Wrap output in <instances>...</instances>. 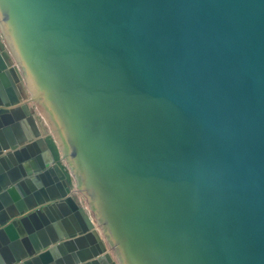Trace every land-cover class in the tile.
Listing matches in <instances>:
<instances>
[{"label":"water","instance_id":"water-1","mask_svg":"<svg viewBox=\"0 0 264 264\" xmlns=\"http://www.w3.org/2000/svg\"><path fill=\"white\" fill-rule=\"evenodd\" d=\"M0 34V264H264V0H0Z\"/></svg>","mask_w":264,"mask_h":264},{"label":"trees","instance_id":"trees-1","mask_svg":"<svg viewBox=\"0 0 264 264\" xmlns=\"http://www.w3.org/2000/svg\"><path fill=\"white\" fill-rule=\"evenodd\" d=\"M48 143H49V146H50V148H51V150H52V152H53V154H54V156H55V159L60 163V161H59V152H58V149H57V147L55 146V144L53 143V140H52V138H48ZM61 166L63 167V169L65 170V172L67 173V169H66V167L64 166V165H62L61 164ZM68 181L70 182V178H69V176H68Z\"/></svg>","mask_w":264,"mask_h":264},{"label":"flooded vegetation","instance_id":"flooded-vegetation-1","mask_svg":"<svg viewBox=\"0 0 264 264\" xmlns=\"http://www.w3.org/2000/svg\"><path fill=\"white\" fill-rule=\"evenodd\" d=\"M0 51L2 54H5L6 56H8V50H7L6 45L4 44V40L1 34H0Z\"/></svg>","mask_w":264,"mask_h":264}]
</instances>
